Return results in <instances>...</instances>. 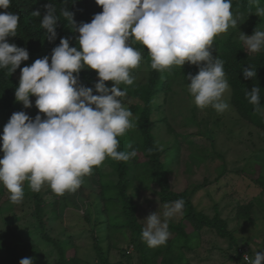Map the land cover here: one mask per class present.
Masks as SVG:
<instances>
[{
    "label": "clouds",
    "instance_id": "clouds-1",
    "mask_svg": "<svg viewBox=\"0 0 264 264\" xmlns=\"http://www.w3.org/2000/svg\"><path fill=\"white\" fill-rule=\"evenodd\" d=\"M103 11L91 22L76 24L73 13L62 9V15L79 32V48L70 46L69 38L60 39L52 50L51 63L46 55L21 69L15 98L25 108L35 106L39 113L31 118L25 111L14 112L0 136L4 153L0 158V183L10 193V201L20 204L24 198V182L33 192L45 184L57 195L76 192L83 177L110 157L128 161L137 156L118 151V137L136 127L132 112L124 106L127 89L135 77L131 70L139 67L141 53L132 45L146 46L151 68L160 72L186 62L199 66L196 75L188 74V91L197 107H213L223 112L228 105L222 97L229 89L225 79L224 62L213 56L216 36L236 27L238 18L232 11V0H96ZM11 0H0V8L9 9ZM259 5L260 0H249ZM42 27L51 42L57 37L58 16L51 3L44 5ZM255 13L264 17V7ZM33 15L40 16L39 10ZM19 15L0 12V69L10 73L29 59V51L7 37L16 36ZM239 40L250 54L264 49V30L257 28L252 35L241 31ZM97 71L99 77L92 87L79 81L84 68ZM245 79L256 77L252 66L243 69ZM106 81H113L108 87ZM248 102L254 111L264 115L260 88L246 90ZM132 147L131 144L128 145ZM160 207V206H159ZM183 199L163 206L143 219L142 239L148 247L165 245L169 239L168 221L182 214ZM247 264H264V253L255 252L254 258L244 256ZM20 264H34L32 258H22Z\"/></svg>",
    "mask_w": 264,
    "mask_h": 264
},
{
    "label": "rangeland",
    "instance_id": "rangeland-1",
    "mask_svg": "<svg viewBox=\"0 0 264 264\" xmlns=\"http://www.w3.org/2000/svg\"><path fill=\"white\" fill-rule=\"evenodd\" d=\"M259 7H264V3ZM255 11L233 12L234 17L238 18L237 26H230L226 32L215 37L213 56H216L217 44L221 40L239 39L241 31L252 35L257 28L264 30V17L258 16ZM132 46L142 56L139 67L131 70L130 74L135 77L132 85L144 90L152 75L151 58L147 48L139 49L135 43ZM192 65L186 62L182 67L173 66L169 71H158L164 78V84L156 97L159 108L152 117L155 120L153 132L160 148H170L174 152H166L164 156L170 190L188 193L197 210L211 217L219 211L221 217L227 220L237 243L251 244L252 247L256 245L254 250L258 247L259 251L264 252V128L245 120L238 113L232 103L230 85L222 97L228 105L223 112L211 106L204 109L197 107L188 91L190 82L184 79L185 72L191 71ZM105 83L112 87L114 82ZM120 87L127 89L122 99L124 106L130 110L139 100L132 95L130 85ZM30 99L32 106L24 108L26 114L34 119L38 109L35 106L36 97L33 95ZM132 114L131 119L136 127L124 134L128 138L126 152L135 149L137 156L131 158L127 169L126 192L132 197L131 206L136 208L135 218L140 228H134L125 213L119 193L118 172L110 157L94 167L91 175L83 177L81 187L74 193L57 195L48 185L42 187L44 204L41 215L44 225L35 201L28 193L31 189L27 181L23 185L24 198L20 204L11 203L10 193L0 183V264H3L7 254L2 249L7 241L11 245L16 243L22 257L32 258L34 264H59V247L64 251L67 264H102L99 248H102L109 262L115 264L185 262L178 255L187 247L170 250V239L176 234L184 208L182 214L168 221L170 236L167 243L156 248L149 247L150 255H144L148 245L142 239L143 219L156 211L162 214L165 204L179 199L162 201L159 185L152 176L144 174L146 157L142 153V137L135 122L136 116ZM3 155L0 151V158ZM105 195L112 196V199H106ZM250 201L253 204L248 217L239 206ZM185 224V229L192 234L190 244L194 248L199 250L206 244L202 240L212 238L217 242V253H223L222 244L218 245L223 237L216 230L203 228L202 235L205 237L201 240V231L194 233L192 225ZM43 234L55 242L46 240ZM73 258L77 260L76 263H71Z\"/></svg>",
    "mask_w": 264,
    "mask_h": 264
},
{
    "label": "trees",
    "instance_id": "trees-1",
    "mask_svg": "<svg viewBox=\"0 0 264 264\" xmlns=\"http://www.w3.org/2000/svg\"><path fill=\"white\" fill-rule=\"evenodd\" d=\"M51 3L58 16L57 24V37L54 41L47 39V32L42 27L43 15L46 12L44 5ZM264 3V0H260L259 5L249 4V0H232V10L239 12L252 13L256 10V7ZM68 8L73 13V18L77 25L83 22H91L94 15L103 11L102 6L96 3V0H11L9 9L0 8V12L10 11L19 15V23L17 27L16 36L7 37L9 43H14L19 47H24L29 51V59L22 61L19 68L10 73L7 68L0 69V133L3 132L4 126L9 121L11 115L17 111H25L23 102H19L15 98L16 88L19 86L21 78V69L24 66H30L38 58L44 56L49 57V63H51L52 50L60 44V39L63 37L69 38L70 46L79 48L78 37L79 32L74 29L72 23L62 15V9ZM39 10L41 15H33L34 11ZM135 47L145 50L146 47L139 42L135 43ZM224 62V71L228 84L231 88L232 103L235 106L238 113L247 121H251L264 128V115L258 114L254 111V106L248 102L245 96L246 90H251L256 86L260 88L261 107L264 108V50L256 54H248L244 50L243 42L239 39H223L217 44V54ZM252 66L256 70V77L245 79L243 75V69ZM151 66V64H150ZM199 71V66L192 65V69L189 72H185L184 79L190 82L188 74L196 75ZM151 78L149 83L141 90L142 87L130 85L131 93L138 98L139 103L130 108V111L135 114V122L138 124V131L140 133L142 153L146 157L144 162L145 172L153 177L154 181L160 187V198L162 201H170L175 199H183L184 201V214L181 222L176 227V234L170 240L172 241V247L170 250L177 251L180 247H185L190 244L192 240V234L185 229V223L191 224L193 232L198 233L203 228H212L216 230L221 237H229L231 240L236 241L232 236L231 231L228 228V222L225 218L221 217L219 211H217L213 217L208 214L197 210L193 205L190 195L188 193H174L170 190V182L167 177V161H165V154L174 153L170 148H160L156 140L155 133L153 132L154 121L153 114L157 113V94L161 91L164 84V78L158 72V70L151 68ZM99 77L97 71L91 68H84L79 73V81L81 84L94 89L93 94H99L95 91L94 85L98 82ZM36 115L44 114L39 113V109L36 110ZM126 135L118 137L119 146L118 151H125L128 144ZM172 151V152H171ZM111 162L115 166L119 176V193L122 199L123 207L128 219L132 222L131 225L134 228H140L135 218V206H131L132 197L127 194L126 186L128 183L127 169L129 168L130 160L128 161H116L112 158ZM264 179V177H262ZM107 185V184H106ZM43 187V186H42ZM32 196L36 204V209L41 218L42 225L44 220L42 218V205L44 199L42 197V188L39 192H28ZM106 196V195H105ZM106 199H112V196ZM253 202L247 204H241L239 209L243 211L248 217L251 214ZM242 214V213H239ZM43 237L51 242H55L50 236L43 234ZM9 239V238H8ZM7 239V240H8ZM6 240V241H7ZM169 240V239H168ZM146 248V247H145ZM163 248V247H160ZM3 252H7L3 258V264H20L22 254L17 250V245H11L9 241L4 243ZM148 249H144V255L148 254ZM60 259L59 264H67V259L64 256V251L59 247ZM150 255V254H148ZM99 256L102 264H115L108 260V257L104 256V252L99 248ZM147 257V255H145ZM175 259V258H174ZM71 263H76L75 258L70 260ZM79 262V261H78Z\"/></svg>",
    "mask_w": 264,
    "mask_h": 264
},
{
    "label": "crops",
    "instance_id": "crops-1",
    "mask_svg": "<svg viewBox=\"0 0 264 264\" xmlns=\"http://www.w3.org/2000/svg\"><path fill=\"white\" fill-rule=\"evenodd\" d=\"M200 233H201V240H202L205 237L204 235H202V233H204V230H201ZM224 238L225 237L221 238L222 240H220L218 244V245L222 244V247H223L222 254L217 253V250L215 248L217 242L214 241L212 238L211 239L208 238L207 241L202 240L203 242H206V244L205 246L203 245V247L200 248L199 250H197V248H194L191 244H188V246H185L187 247L185 251L182 250V252L180 253V255H178V257L185 261V262L182 261L183 264H243L240 256L237 254V247L240 243L239 242L237 243L236 242L237 240L233 241L227 238H225L226 239L225 240ZM223 240L227 241V243H225V241L223 242ZM190 243H192V240ZM249 246H251V248L253 249L254 255H255V252L257 251L261 252L259 251L258 247L254 250V247H256V245L252 247V245L250 244ZM189 249H194V250H189ZM195 249L197 251H195ZM261 253H264V252H261ZM182 262H180V264H182Z\"/></svg>",
    "mask_w": 264,
    "mask_h": 264
},
{
    "label": "built area",
    "instance_id": "built-area-1",
    "mask_svg": "<svg viewBox=\"0 0 264 264\" xmlns=\"http://www.w3.org/2000/svg\"><path fill=\"white\" fill-rule=\"evenodd\" d=\"M128 252H130V250H128ZM237 254L240 256V258L244 264H247V262L244 261V259H243L245 255H248L250 259L254 258V252H253L251 246H249L247 244H239L237 247Z\"/></svg>",
    "mask_w": 264,
    "mask_h": 264
}]
</instances>
